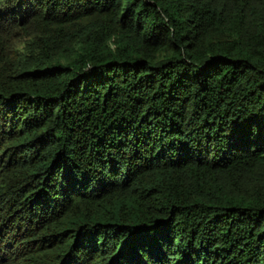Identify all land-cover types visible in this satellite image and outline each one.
<instances>
[{"label": "trees", "instance_id": "trees-1", "mask_svg": "<svg viewBox=\"0 0 264 264\" xmlns=\"http://www.w3.org/2000/svg\"><path fill=\"white\" fill-rule=\"evenodd\" d=\"M0 264H264V0H0Z\"/></svg>", "mask_w": 264, "mask_h": 264}]
</instances>
